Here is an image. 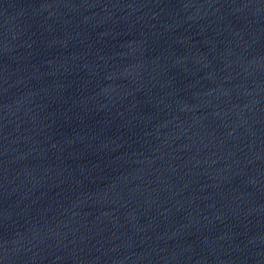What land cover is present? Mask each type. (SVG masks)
<instances>
[{"label": "water", "instance_id": "water-1", "mask_svg": "<svg viewBox=\"0 0 264 264\" xmlns=\"http://www.w3.org/2000/svg\"><path fill=\"white\" fill-rule=\"evenodd\" d=\"M0 264H264V0H0Z\"/></svg>", "mask_w": 264, "mask_h": 264}]
</instances>
